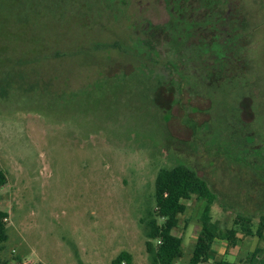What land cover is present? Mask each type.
<instances>
[{
    "label": "rangeland",
    "instance_id": "374dc122",
    "mask_svg": "<svg viewBox=\"0 0 264 264\" xmlns=\"http://www.w3.org/2000/svg\"><path fill=\"white\" fill-rule=\"evenodd\" d=\"M238 1L261 13L253 61L207 90L189 70L179 78L192 87L161 86L156 73L168 80L170 68L139 53L138 36L171 20L173 0H0L3 259L114 264L128 252L131 264H151L140 220L155 208L159 170L184 164L216 194L218 231L238 232L233 246L216 239L205 264H264V0ZM185 204L175 264L190 262L206 207ZM240 215L252 235L235 226Z\"/></svg>",
    "mask_w": 264,
    "mask_h": 264
},
{
    "label": "trees",
    "instance_id": "16d2710c",
    "mask_svg": "<svg viewBox=\"0 0 264 264\" xmlns=\"http://www.w3.org/2000/svg\"><path fill=\"white\" fill-rule=\"evenodd\" d=\"M239 3L238 0H173L171 20L165 25H149L143 30L144 36L137 39L139 53L145 54L149 65L162 63L170 68L168 80L160 73H156L155 80L161 86L168 83L192 87L182 78L189 70L195 82L194 88L203 86L211 90L218 89L235 75L246 73L253 61L251 45L261 28V23L256 22L261 13L241 8ZM227 10L231 11L228 17ZM161 45L169 49L170 57L166 63L161 59ZM7 182V174L0 166V188ZM193 197L205 201L206 207L201 217L202 228L188 264L207 263L216 239L227 240L229 246L235 244L236 229L219 232L212 222L209 212L216 201V194L208 182L184 164L162 168L155 180V208L149 209L140 220L151 264H175L183 256V240L173 232L179 224V216L186 212L185 202ZM7 218L8 213L0 210V264H11L1 257L4 243L8 240ZM251 223L250 217L240 215L235 226H240L245 235H252ZM263 232L264 216L258 222L257 235L262 237ZM260 252L262 250L257 248L253 256ZM15 261V264H22L18 256ZM113 263L131 264V255L122 252ZM215 264L234 263L222 259Z\"/></svg>",
    "mask_w": 264,
    "mask_h": 264
},
{
    "label": "flooded vegetation",
    "instance_id": "af4514ba",
    "mask_svg": "<svg viewBox=\"0 0 264 264\" xmlns=\"http://www.w3.org/2000/svg\"><path fill=\"white\" fill-rule=\"evenodd\" d=\"M227 11H228V12H227V13H228L227 17H228L231 11H230V10H227Z\"/></svg>",
    "mask_w": 264,
    "mask_h": 264
}]
</instances>
